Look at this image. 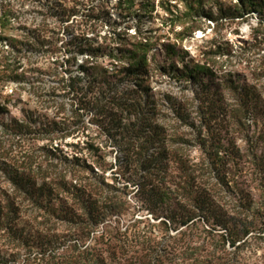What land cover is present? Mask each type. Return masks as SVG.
<instances>
[{"label":"trees","instance_id":"trees-1","mask_svg":"<svg viewBox=\"0 0 264 264\" xmlns=\"http://www.w3.org/2000/svg\"><path fill=\"white\" fill-rule=\"evenodd\" d=\"M202 1L181 0L186 14L195 19L191 27L179 23L183 30H189L180 40L191 36L203 19L213 20L202 10ZM261 13H264V0H237L227 11L221 12V17L234 20ZM117 41L116 47L103 49L94 48L89 41L77 44V53L84 61L73 69V58L72 63L68 60L63 75H67L64 80L67 96L79 110L84 108L79 84L85 81L89 91L96 93L94 100L86 105L89 108L93 104L97 109L95 116L101 118L100 121L94 118V122L105 132H120V140L125 144L124 168L111 172L109 182L107 172L116 164L106 167L97 158L90 163L76 155L68 158L61 148L54 146L47 150L54 160L45 167L39 166L38 172L28 162H14L15 165L4 169L15 193H27L32 203L42 207L46 204L56 218L67 219L77 226V241L68 244L59 256L75 260L73 263L64 261L65 264H149L150 255L157 252L160 245L153 237V229L157 230L159 238L173 242H190L194 236L222 230L224 232L215 235L233 249L244 245L250 237L261 238L264 203L256 209L245 205L247 200L251 203V190L264 187V99L261 86L258 88L253 82V72L229 67L225 71L212 69L192 60L188 52L174 42L159 45L157 40L150 41L147 37ZM232 47L231 44L226 48L227 59L232 57ZM8 48L13 49L11 42ZM47 48L51 54L57 50L53 41L48 42ZM17 52L18 57L6 67L0 53V74L11 67V63H20V51ZM157 71L177 81L189 82L194 89L196 120L189 125L194 134V150L183 149L191 141L178 129L157 123L159 110L149 87L150 78ZM24 77L21 73L8 79L16 82ZM172 110L179 121L188 124L182 105L172 104ZM5 114L0 104V116ZM9 119L7 123L1 122L0 128L10 134L29 123L25 119V124H19L12 117ZM227 119L229 124L224 125ZM234 126L244 133L248 145L246 153L252 157L249 162L236 146ZM192 150L199 152L196 162L191 156ZM90 151L95 152V149L90 147ZM94 156L97 155L94 153ZM206 163L216 173L219 183L215 187H205L208 180L199 173L204 171ZM248 164L250 174L239 169ZM125 168L129 169L132 186H136L134 196L138 209L150 213L155 223L148 218L123 223L122 217L131 207L123 192L127 185L117 186L127 182ZM255 173L259 175L258 180L254 179ZM256 181L259 183L254 187ZM220 186L231 193L245 214L243 223L228 224L216 214L212 200L215 189ZM6 198L8 201L1 209L5 213L17 211L14 197ZM141 223H145L146 231L132 233ZM178 248L172 249L177 252ZM144 259L148 261L140 263Z\"/></svg>","mask_w":264,"mask_h":264},{"label":"rangeland","instance_id":"rangeland-1","mask_svg":"<svg viewBox=\"0 0 264 264\" xmlns=\"http://www.w3.org/2000/svg\"><path fill=\"white\" fill-rule=\"evenodd\" d=\"M202 2V10L210 14L213 20L203 19L191 36L180 40L188 35L189 30L183 28L191 27L195 19L186 14L181 0H0L3 67L18 57L17 50L20 51V63H11L13 70L7 67L0 74V104L8 114L0 116V123L9 122L10 117L19 124H25L23 119L29 122L18 132L15 130L14 134L0 128V264L73 263L75 260H69L70 257L63 259L59 255L68 244L77 241V226L67 219L56 218L46 204L42 207L32 203L27 193H15L4 169L15 165L14 162H28L38 172L39 166L45 167L54 160L47 153L54 146L61 148L68 158L76 155L89 163L97 158L106 167L116 164L107 172L109 182L111 172L115 173L118 167L124 168L122 158L125 144L120 140V132H105L99 123L94 122V118L99 121L101 118L95 116L97 109L93 104L89 108L86 105L94 100L96 93L89 91L85 81L79 84L82 90L79 96L84 102V108L80 110L67 96L68 88L65 89L64 83L67 75H63L66 63L73 58L72 68L75 69L84 61L77 53V44L89 41L94 48H113L119 45L117 40L137 37L157 40L159 45L174 42L187 51L192 60L205 63L212 69L225 71L234 68L253 72V82L258 88L261 86L264 99V13L227 20L221 17V12L227 11L237 0ZM180 22L185 23L184 27ZM49 41L56 44L54 54L47 48ZM9 42L13 44V49L8 48ZM231 44L232 57L227 59L226 48ZM21 73L25 76L23 79L16 82L8 79V76ZM150 79L149 87L159 110L157 123L178 129L191 141L183 149H193L194 134L189 127L196 120L193 87L189 82L177 81L158 71ZM172 104L182 105L188 124L179 121ZM229 121H223L224 125ZM232 133L237 148L244 153L245 161L249 162L252 157L246 153L248 145L244 133L236 126L232 128ZM90 147L95 152H91ZM191 156L196 162L199 152L195 150ZM239 169L250 174L251 165ZM125 171L127 182L117 185H127L123 192L126 201L131 204L129 212L122 217L123 223L144 218L155 223L150 213L138 209L134 196L136 186L131 184L129 169L125 168ZM199 173L208 180L205 187H215L219 183L208 163ZM257 176L258 173H255V180H258ZM258 183L256 181L254 187ZM250 193L252 200L251 203L246 201V207L250 204L256 209L264 203V187L255 188ZM6 196L14 197L17 211L5 213L1 209L8 201ZM212 204L216 214L228 224L239 225L246 219L231 193L223 186L215 189ZM145 229V223H141L139 229H133L132 233ZM151 232L160 245L157 252L150 255L149 264H264V234L261 238L250 237L244 245L233 249L215 235L224 232L222 230L194 236L190 242L167 241L158 237L156 229ZM177 247V252H174L172 248ZM147 261L140 260V263Z\"/></svg>","mask_w":264,"mask_h":264}]
</instances>
